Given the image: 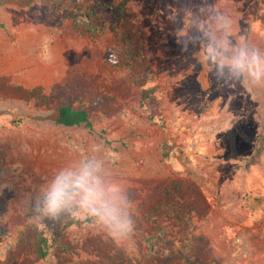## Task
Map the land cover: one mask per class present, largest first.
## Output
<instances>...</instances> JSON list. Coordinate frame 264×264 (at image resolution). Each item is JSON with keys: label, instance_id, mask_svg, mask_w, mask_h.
Here are the masks:
<instances>
[{"label": "rangeland", "instance_id": "374dc122", "mask_svg": "<svg viewBox=\"0 0 264 264\" xmlns=\"http://www.w3.org/2000/svg\"><path fill=\"white\" fill-rule=\"evenodd\" d=\"M112 2L125 5L124 21L111 31L108 16L92 39L73 31L68 0L0 1V245L9 247L0 264H264V198L248 183L262 145L253 150L252 119L242 114L202 152L198 91L220 40L264 52V0ZM93 4L79 0L82 11ZM122 34L140 53L134 73L148 72L139 83L106 61L109 47H123ZM227 69L214 73L225 93ZM240 79L258 83L243 72ZM64 86L80 97L75 107L89 113L92 133L55 125L59 104L44 98ZM163 139L176 148L165 162ZM86 163L127 199L134 225L127 239L113 241L74 208L43 213L49 182ZM68 219L79 223L59 232ZM36 234L51 246L44 259L32 250Z\"/></svg>", "mask_w": 264, "mask_h": 264}, {"label": "clouds", "instance_id": "9594fccd", "mask_svg": "<svg viewBox=\"0 0 264 264\" xmlns=\"http://www.w3.org/2000/svg\"><path fill=\"white\" fill-rule=\"evenodd\" d=\"M223 20V17L220 18ZM219 49V50H217ZM211 58L221 67L243 72L253 82L264 79V52L246 46L233 48L224 38L211 49ZM114 184H105L98 166L84 164L60 171L43 192V213L57 217L62 210L75 209L74 216L94 220L113 241L127 239L134 231L129 218V203ZM8 245H0V257H6Z\"/></svg>", "mask_w": 264, "mask_h": 264}, {"label": "crops", "instance_id": "0c3cea01", "mask_svg": "<svg viewBox=\"0 0 264 264\" xmlns=\"http://www.w3.org/2000/svg\"><path fill=\"white\" fill-rule=\"evenodd\" d=\"M220 68L222 67L217 62L212 64L211 70L208 68L206 71L202 70L201 72V84L199 85L200 88L198 91L201 96L200 116L205 124V127L201 128V132L203 135L202 142L206 141V144L208 145V148L201 147V151H208L210 147L213 148L214 144L217 145L222 142L225 135L232 132L236 125L239 126L242 114L244 117L252 119L251 129L253 138L250 140V145H252L254 151L262 145V152L258 159H255L253 163H250L248 183L249 187L255 191L253 192L255 193L256 198H264V125L258 123L257 118V113L259 111L260 116L264 119V98L262 96V93H264V81H260L256 84L244 81L246 84L242 85V80L240 79L241 72L239 70L233 71L227 69L230 71V76L232 77L229 84L230 87H227L230 88V92H221V89L225 87L224 83H220L214 78V73L218 74ZM208 73H210L211 77ZM226 85H228V83ZM188 86H190V84ZM241 87L245 88L243 94ZM242 96L243 100L241 99ZM240 102L246 104L243 110L241 109ZM247 110L248 112H246ZM1 121L2 119L0 118V124ZM258 136L263 137L259 142ZM166 140L167 139H163L158 145L160 159L164 162L176 152V148ZM164 144L172 148L166 158L162 156V146ZM256 191L260 192V194Z\"/></svg>", "mask_w": 264, "mask_h": 264}, {"label": "trees", "instance_id": "16d2710c", "mask_svg": "<svg viewBox=\"0 0 264 264\" xmlns=\"http://www.w3.org/2000/svg\"><path fill=\"white\" fill-rule=\"evenodd\" d=\"M68 1L75 10L74 16L71 18L73 31L78 34L86 33L92 39L97 35L100 29L107 25L108 16H110L111 22L114 21L113 24H108V27L111 31H115L120 28V24L124 21L127 15L125 5H116L112 2V0H94V4L92 6L93 10H89L87 8L85 11L80 10L81 7L79 6V0ZM105 9L110 11L111 14L105 12ZM85 18L87 19L85 20L86 22L84 21ZM125 37L126 34H122L120 38V42L123 46L121 49L116 50L109 47L106 50V61L112 68L123 67L131 70L134 80L139 83L141 80L145 79V73L148 74V72L147 70H143L139 73H134L133 65L135 62L139 61L140 53L133 49L130 41H127ZM153 93V88L141 90L140 101L144 102L145 100H148ZM79 98L80 97L77 94L70 92L68 86H64L52 89L49 96L44 98V101L55 100L59 104L56 110L57 116L54 120L55 125L67 128L83 126L90 133H92L89 113L81 107H75V103L79 102ZM106 144H108V142H106ZM171 150L172 148L170 146L164 144L162 146V156L166 158ZM77 223L79 222L73 219L65 220L64 223H58V227L60 229L59 232H62L64 229H67ZM59 235L60 233H58V236ZM33 240L32 250H34L39 258L44 259L47 255V250L51 246L47 245L48 242L41 234H36Z\"/></svg>", "mask_w": 264, "mask_h": 264}]
</instances>
